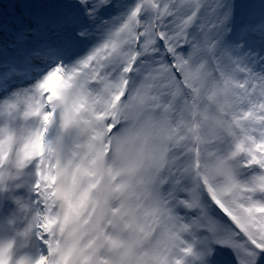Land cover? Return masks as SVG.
<instances>
[{
  "label": "snow or ice",
  "instance_id": "obj_1",
  "mask_svg": "<svg viewBox=\"0 0 264 264\" xmlns=\"http://www.w3.org/2000/svg\"><path fill=\"white\" fill-rule=\"evenodd\" d=\"M0 264H264V0H0Z\"/></svg>",
  "mask_w": 264,
  "mask_h": 264
}]
</instances>
